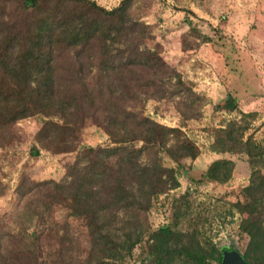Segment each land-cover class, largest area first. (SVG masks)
Instances as JSON below:
<instances>
[{"label": "trees", "instance_id": "1", "mask_svg": "<svg viewBox=\"0 0 264 264\" xmlns=\"http://www.w3.org/2000/svg\"><path fill=\"white\" fill-rule=\"evenodd\" d=\"M133 2L121 0L107 10L93 0H0V147L10 143L17 121L37 114L48 119L35 141L52 154L74 152L87 120L100 126L111 144L80 150L61 181L20 178L16 192L25 217L37 218L41 225L54 208L61 207L68 211L66 217L82 219L86 227L88 246L83 258L66 221L43 230L50 247L46 264L124 261L146 232L151 197L177 185L175 171L162 166L158 154H165L180 168L185 167L182 161H194L200 155L179 128L164 126L142 112L145 101L164 96L171 78L175 83L169 87L185 91L191 104L200 99L156 48H146L149 27L130 18ZM9 4L23 15L24 27L7 20ZM203 42H209L208 38ZM64 51L74 52L78 72L84 62L96 67L97 83L90 87L83 82L76 88L72 82L60 88L56 58ZM224 107L234 110L235 100L228 96ZM246 130L247 126L230 122L218 131L215 141L219 154H244L252 169L244 188L246 203L233 206L247 215L240 224L249 237L245 253L229 246L206 251L194 232L167 226L149 236L151 264H206L208 259L220 263L224 251H237L248 264H264V148L250 136L244 140ZM143 156L148 160L142 163ZM233 168L231 160L217 159L203 178L222 184L230 179ZM32 239L29 247L24 246L18 235L0 228V264H43L38 261L40 237Z\"/></svg>", "mask_w": 264, "mask_h": 264}, {"label": "rangeland", "instance_id": "2", "mask_svg": "<svg viewBox=\"0 0 264 264\" xmlns=\"http://www.w3.org/2000/svg\"><path fill=\"white\" fill-rule=\"evenodd\" d=\"M93 1L107 10L121 2ZM5 14L7 20L24 27L25 19L15 5L9 4ZM129 15L149 27L146 48H156L164 62L190 84L200 99L191 104L185 91L169 87L175 83L171 78L166 81L167 91L162 98L145 101L143 114L164 126L179 128L199 148L200 155L194 161H182L185 167L180 168L165 154H158L162 166L175 171L177 185L151 197L150 208L145 213L146 232L131 255L118 264H151L149 236L167 226L174 231L194 232L206 251L229 246L245 253L249 237L241 231L240 224L247 215L233 206L246 203L244 188L249 185L252 169L244 154H219L215 141L218 131L235 121L247 126L244 140L250 136L264 148V78L261 77L264 0H134ZM205 38L209 42H203ZM186 46L192 49H184ZM73 54L64 51L56 58L59 87L72 82L76 88L83 82L92 87L99 79L96 67L84 62L83 70L78 72L80 67ZM228 96L235 100L236 108L232 111L224 107ZM243 114L253 116L243 118ZM47 119L37 114L17 121L11 128L10 143L0 147V191H3L0 228L18 235L28 247L32 238L40 237L38 261L43 264L50 249L45 241L47 232L42 233L43 230L62 226L66 221L83 258L88 246L86 227L82 219L66 217L68 211L61 207L54 208L41 225L37 218L25 217L16 192L20 178L25 176L33 182L61 181L80 150L111 146L104 130L87 120L74 152L52 154L35 141L36 133ZM217 159L234 163L230 179L222 184L203 178L208 166ZM147 160L143 156L141 162ZM262 223L264 226V218ZM33 231L35 237H31ZM206 264L220 263L208 259Z\"/></svg>", "mask_w": 264, "mask_h": 264}, {"label": "water", "instance_id": "3", "mask_svg": "<svg viewBox=\"0 0 264 264\" xmlns=\"http://www.w3.org/2000/svg\"><path fill=\"white\" fill-rule=\"evenodd\" d=\"M221 264H248L237 251H224Z\"/></svg>", "mask_w": 264, "mask_h": 264}, {"label": "built area", "instance_id": "4", "mask_svg": "<svg viewBox=\"0 0 264 264\" xmlns=\"http://www.w3.org/2000/svg\"><path fill=\"white\" fill-rule=\"evenodd\" d=\"M261 77L264 78V67H263V69L261 70Z\"/></svg>", "mask_w": 264, "mask_h": 264}, {"label": "flooded vegetation", "instance_id": "5", "mask_svg": "<svg viewBox=\"0 0 264 264\" xmlns=\"http://www.w3.org/2000/svg\"><path fill=\"white\" fill-rule=\"evenodd\" d=\"M220 264H221V261H220Z\"/></svg>", "mask_w": 264, "mask_h": 264}]
</instances>
